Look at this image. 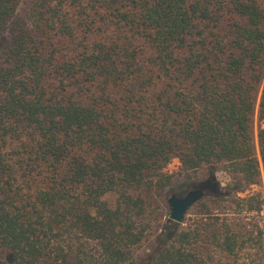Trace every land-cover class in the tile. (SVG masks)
<instances>
[{"label":"trees","instance_id":"1","mask_svg":"<svg viewBox=\"0 0 264 264\" xmlns=\"http://www.w3.org/2000/svg\"><path fill=\"white\" fill-rule=\"evenodd\" d=\"M5 33L0 264H136L174 159L208 168L212 192L145 264H264L262 230L213 209L264 206L236 196L262 181L264 0H0ZM258 145L264 173L262 127ZM219 168L235 178L221 191Z\"/></svg>","mask_w":264,"mask_h":264},{"label":"rangeland","instance_id":"2","mask_svg":"<svg viewBox=\"0 0 264 264\" xmlns=\"http://www.w3.org/2000/svg\"><path fill=\"white\" fill-rule=\"evenodd\" d=\"M21 13L22 11L20 8L19 14ZM10 40H11V35L9 33H5L0 37V46L8 43ZM261 127L264 128V122H261L259 120L258 105H257L254 116L253 131H254V140L256 145L257 157L259 159V163L262 171V181L260 184L247 186L243 192H240L236 195L239 198H248L250 196L260 194L264 200V173H263L262 161H261V157L259 153V145H258V132ZM164 171L168 174L174 175V183L170 189L162 193H155L154 196H150L148 199V202L151 205L150 209L153 213V217L156 220L154 223L155 225L152 233L140 246L135 247L133 249L134 255L136 257V264H145L149 260L151 255H153L156 248L158 247L159 241L162 236L163 228L168 223V221H171L169 219L170 207L168 204V200L173 195L182 198L185 197L190 191L196 189H202L205 194L210 191L212 192L211 188H209L208 190L209 181L213 177L211 176L210 170L208 168H202L195 173L187 174L181 171L180 161L178 159H174L171 163H169L166 166ZM214 180H215L214 181L215 184L214 185L212 184L211 187H213L217 191H221L225 189L228 185L232 184L235 178L229 173H227L223 168H219L215 172ZM230 199H232V197ZM213 209L215 210V213L221 215V217L232 216V218H242L246 222L250 230L258 226L262 230L264 235V206L262 211L259 213L258 212L248 213L246 211L240 212V209L236 208V205L230 203L229 201L221 200V201H215V204L213 203ZM199 213H200L199 207L194 209L191 208L188 214L186 215L185 220L183 221V223H181V225L183 227H189L193 225L196 220L202 218V216L199 215ZM201 248H202V253L204 254H210V252H212L213 255L215 253L214 251H212L207 241L206 244L201 245ZM249 253L256 254L257 251L255 249L254 250L252 249L251 251H249ZM219 256L220 255L217 254L216 257L219 258ZM8 262L10 264H13L10 259L8 260Z\"/></svg>","mask_w":264,"mask_h":264},{"label":"water","instance_id":"3","mask_svg":"<svg viewBox=\"0 0 264 264\" xmlns=\"http://www.w3.org/2000/svg\"><path fill=\"white\" fill-rule=\"evenodd\" d=\"M205 193L202 189L190 191L185 197L173 195L168 204L170 207L169 219L176 223H183L186 215L203 197Z\"/></svg>","mask_w":264,"mask_h":264}]
</instances>
